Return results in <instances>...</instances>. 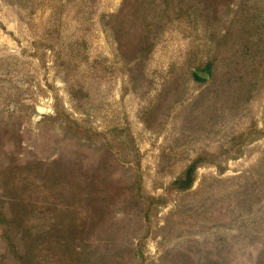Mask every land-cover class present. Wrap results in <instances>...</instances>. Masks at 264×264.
<instances>
[{"label": "rangeland", "instance_id": "obj_1", "mask_svg": "<svg viewBox=\"0 0 264 264\" xmlns=\"http://www.w3.org/2000/svg\"><path fill=\"white\" fill-rule=\"evenodd\" d=\"M122 1L0 0V128L23 136L12 154L50 163L83 153L97 169L102 156L130 153V163L111 156L103 166L113 205L81 247L99 264H137L127 254L142 234L140 213L123 188L138 173L146 193L167 195L197 156L213 154L225 172L203 166L192 190L168 194L143 264H180L175 251L193 264H252L264 248V138L243 144L237 158L226 153H239L238 139L253 126L264 130V92L237 105L214 100L212 79L197 81L189 70L210 55L202 27L189 21L172 24L141 63L126 66L106 23ZM58 104L77 125L56 118Z\"/></svg>", "mask_w": 264, "mask_h": 264}, {"label": "trees", "instance_id": "obj_2", "mask_svg": "<svg viewBox=\"0 0 264 264\" xmlns=\"http://www.w3.org/2000/svg\"><path fill=\"white\" fill-rule=\"evenodd\" d=\"M229 13L232 17L226 21ZM182 21L203 29L210 55L189 70L197 81L202 80L197 71L209 74L214 100L223 95L227 103L232 99L237 105L264 92V0H123L119 11L106 23L113 29L121 59L128 66L141 63L165 31ZM138 63L135 69L140 68ZM55 113L57 119L77 125L59 104ZM257 138H264V130L253 126L238 139V152L243 144ZM22 139L15 126L0 128V264H99L91 257L87 260L81 247H88L89 238L105 224L113 205L106 195L107 170L103 166L111 156L116 162L130 163L126 157L130 153L102 156L97 169L88 166L83 153L63 155L50 163H22L12 154L18 153ZM239 154L226 153V161ZM135 158L138 157L132 160ZM203 166H215L220 174L226 170L217 162V156L203 153L169 185L167 195L146 193L139 173L133 188H123L124 195L129 192L136 199L140 213L137 228L142 234L137 244L128 246L127 254L134 262L143 264L146 260L145 244L154 234L158 211L169 203L168 194L192 190L197 171ZM172 253L175 259L180 258L177 263L193 264L187 252ZM213 259L206 264H225L218 257ZM252 264H264V248Z\"/></svg>", "mask_w": 264, "mask_h": 264}, {"label": "water", "instance_id": "obj_3", "mask_svg": "<svg viewBox=\"0 0 264 264\" xmlns=\"http://www.w3.org/2000/svg\"><path fill=\"white\" fill-rule=\"evenodd\" d=\"M196 74L202 80H207L209 78V74L207 72L197 71ZM35 118L40 119V116L37 114Z\"/></svg>", "mask_w": 264, "mask_h": 264}]
</instances>
